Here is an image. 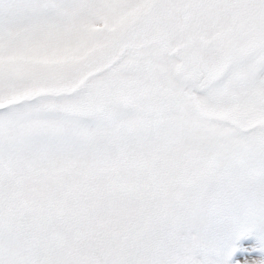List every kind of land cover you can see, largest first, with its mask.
Masks as SVG:
<instances>
[{
    "label": "snow or ice",
    "instance_id": "6c2138e0",
    "mask_svg": "<svg viewBox=\"0 0 264 264\" xmlns=\"http://www.w3.org/2000/svg\"><path fill=\"white\" fill-rule=\"evenodd\" d=\"M0 264H264V0H0Z\"/></svg>",
    "mask_w": 264,
    "mask_h": 264
}]
</instances>
